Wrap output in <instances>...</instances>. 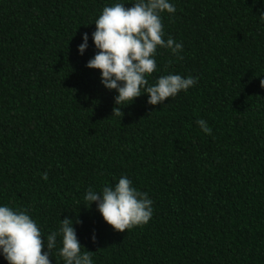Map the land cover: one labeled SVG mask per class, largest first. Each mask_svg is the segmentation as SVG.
<instances>
[{
	"label": "trees",
	"instance_id": "1",
	"mask_svg": "<svg viewBox=\"0 0 264 264\" xmlns=\"http://www.w3.org/2000/svg\"><path fill=\"white\" fill-rule=\"evenodd\" d=\"M111 2L0 0V203L27 210L44 236L78 219L94 264H264V0H172L162 38L183 50L158 47L148 79L198 83L163 104L142 94L118 113L115 90L85 66L94 19ZM122 174L153 214L118 231L83 194ZM49 259L63 264L55 249Z\"/></svg>",
	"mask_w": 264,
	"mask_h": 264
},
{
	"label": "clouds",
	"instance_id": "2",
	"mask_svg": "<svg viewBox=\"0 0 264 264\" xmlns=\"http://www.w3.org/2000/svg\"><path fill=\"white\" fill-rule=\"evenodd\" d=\"M126 4L131 6L126 7ZM175 13L172 0H113L106 3L94 19L95 29L91 38L97 51L86 62V67L100 70V82L115 90L113 113L121 112V105H128L135 98L147 94L149 105L163 104L166 98L175 97L181 90L187 91L198 83V76L168 72L155 77L150 83L148 77L156 70L157 48H166L179 56L183 44L171 35L164 39L163 12ZM259 20L264 24V9L259 10ZM92 24V23H91ZM89 34H82L77 45L83 55L88 48ZM264 87V77L260 79ZM195 123L204 133L211 129L203 119ZM48 179V173H43ZM84 204L95 207L103 220L114 230L124 231L133 226L149 222L153 214V200L147 192L133 185L127 175H121L115 183L104 184L99 191L89 186L83 194ZM74 223L80 221L69 217L60 219L55 230L46 236L37 221L25 209H17L0 203V256L7 264H52L49 259L53 250L63 264H94L92 251H84ZM59 237V239H58ZM95 243V231L91 236ZM42 248H45L43 252Z\"/></svg>",
	"mask_w": 264,
	"mask_h": 264
}]
</instances>
